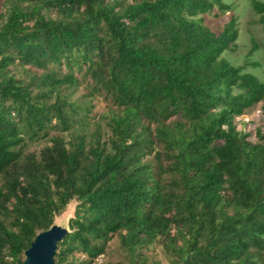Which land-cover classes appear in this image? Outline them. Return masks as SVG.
I'll list each match as a JSON object with an SVG mask.
<instances>
[{
  "label": "trees",
  "instance_id": "1",
  "mask_svg": "<svg viewBox=\"0 0 264 264\" xmlns=\"http://www.w3.org/2000/svg\"><path fill=\"white\" fill-rule=\"evenodd\" d=\"M229 10L0 0V264H24L74 201L55 264H93L114 238L125 264L153 244L169 264H264V133L236 124L259 104L264 118V82L222 57L235 18L216 32L206 17ZM82 86L111 103L105 127Z\"/></svg>",
  "mask_w": 264,
  "mask_h": 264
},
{
  "label": "rangeland",
  "instance_id": "2",
  "mask_svg": "<svg viewBox=\"0 0 264 264\" xmlns=\"http://www.w3.org/2000/svg\"><path fill=\"white\" fill-rule=\"evenodd\" d=\"M264 3V0H257ZM223 2L230 6L229 11L220 13L219 17L207 16L206 24L214 31L218 32L230 21L233 17L236 21V30L238 32V39L236 41V48L234 51H225L222 55L230 64L236 67H244V72L251 73L264 82V48L262 42L264 39V30L259 19L260 15L256 14L252 9V0H223ZM253 42L260 47L251 53ZM82 86L78 93V97L86 96L83 101L87 102V106L91 107L88 122L90 129L96 123L105 127L106 115L113 108L109 101L105 100L100 94L88 96L90 91ZM261 105H257L247 115L236 119V124L239 130L251 134L250 139L255 141L256 130L260 129L264 133V118L261 114ZM80 130V128H79ZM43 145L32 144L30 151H34ZM77 203L72 202L67 211L60 217L55 219V225L67 228L70 233L72 230L69 227V221L74 217V210ZM143 260L147 264H154L160 262L161 264H169V260L163 249L158 244H153L146 247L143 251ZM79 257V256H77ZM25 259V256H24ZM126 258L123 251L120 249L118 238L108 241L105 244V253L96 259L93 264H125Z\"/></svg>",
  "mask_w": 264,
  "mask_h": 264
},
{
  "label": "water",
  "instance_id": "3",
  "mask_svg": "<svg viewBox=\"0 0 264 264\" xmlns=\"http://www.w3.org/2000/svg\"><path fill=\"white\" fill-rule=\"evenodd\" d=\"M70 231L59 225L39 233L31 247L25 252L24 264H55L59 244Z\"/></svg>",
  "mask_w": 264,
  "mask_h": 264
}]
</instances>
